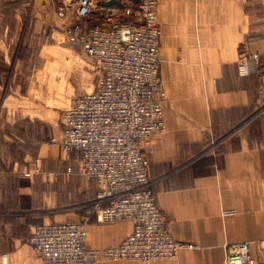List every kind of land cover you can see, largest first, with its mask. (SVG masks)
I'll list each match as a JSON object with an SVG mask.
<instances>
[{
  "label": "crops",
  "instance_id": "0c3cea01",
  "mask_svg": "<svg viewBox=\"0 0 264 264\" xmlns=\"http://www.w3.org/2000/svg\"><path fill=\"white\" fill-rule=\"evenodd\" d=\"M90 1L88 22L103 26L136 5ZM74 7L75 0H0V129L21 140L25 156L0 159V255L7 264H41L26 241L29 229L77 220L94 197L96 179L80 174L74 150L60 144L63 109L98 76L82 51L64 43L62 28ZM155 12L163 129L139 146L167 230L192 246L172 258L97 264H224V243L237 241H246L258 261L264 239V34L258 32L264 20L251 18L246 0H157ZM252 53L251 70L239 75L238 59ZM0 153L12 154L8 147ZM84 229L85 245H116L131 221L98 223L89 215Z\"/></svg>",
  "mask_w": 264,
  "mask_h": 264
},
{
  "label": "built area",
  "instance_id": "2783aa9c",
  "mask_svg": "<svg viewBox=\"0 0 264 264\" xmlns=\"http://www.w3.org/2000/svg\"><path fill=\"white\" fill-rule=\"evenodd\" d=\"M156 5L157 0H136L133 11L124 9L126 17L103 26L88 22L90 0H75L65 38L91 61L98 76L89 91L72 96L63 109L60 144L64 150H74L76 170L94 177L97 185L79 219L45 222L29 229L26 241L41 264H97L113 259L150 262L172 258L180 248L192 246L174 239L167 230L139 146L142 139L148 142L147 135L163 129ZM256 56H241L237 73H248ZM89 215L98 223L128 219L131 230L116 245L89 247L84 243ZM258 249L255 261L246 241L224 243L223 263L264 264V239ZM0 264H7L4 254Z\"/></svg>",
  "mask_w": 264,
  "mask_h": 264
},
{
  "label": "rangeland",
  "instance_id": "374dc122",
  "mask_svg": "<svg viewBox=\"0 0 264 264\" xmlns=\"http://www.w3.org/2000/svg\"><path fill=\"white\" fill-rule=\"evenodd\" d=\"M126 1L130 2L131 0H126ZM246 2H247L248 10L250 11L251 18L254 20H262V19L264 20V0H246ZM68 26L62 28L63 34H64V29H66ZM260 32L264 34V29L259 30L258 33H260ZM64 43L66 44V46H68L70 48H76L79 50V52H81V50L79 48L70 44L65 39H64ZM95 76H96V72L94 70V78L92 80L95 79ZM20 143H21V140H19L17 137H12L11 139L5 138L3 136V132L0 129V149H2L4 147H8L11 149V152H12V154L5 155V156L0 153V159L2 160V158H3V160H5V158H6V159H8V161H11L13 159H15L16 161L23 160V158L25 156L22 155V152H21V154H19L21 151V148H20L21 144ZM30 155L31 154L29 153L28 156H30Z\"/></svg>",
  "mask_w": 264,
  "mask_h": 264
},
{
  "label": "water",
  "instance_id": "95a60500",
  "mask_svg": "<svg viewBox=\"0 0 264 264\" xmlns=\"http://www.w3.org/2000/svg\"><path fill=\"white\" fill-rule=\"evenodd\" d=\"M109 2V1H108Z\"/></svg>",
  "mask_w": 264,
  "mask_h": 264
}]
</instances>
